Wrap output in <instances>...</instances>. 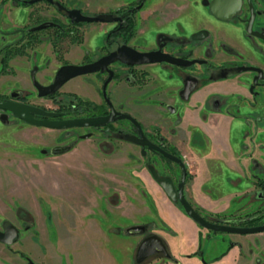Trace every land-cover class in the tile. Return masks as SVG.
Here are the masks:
<instances>
[{
    "label": "flooded vegetation",
    "instance_id": "1",
    "mask_svg": "<svg viewBox=\"0 0 264 264\" xmlns=\"http://www.w3.org/2000/svg\"><path fill=\"white\" fill-rule=\"evenodd\" d=\"M146 3L147 0H0V9H5L0 17V35H9L0 43V100L26 104L30 107L32 118L43 120L103 116L112 108L113 117L116 118L103 124L67 127L81 128L79 132H71L73 138L93 139V148L76 141V149L82 153L85 151L83 154L86 155L89 149L101 155L122 151L128 154L134 152L146 158L148 154H156L164 167L158 170L150 162L145 164L144 172L163 195L185 214L178 200L166 195L148 170V165H152L159 175L169 176L176 188L180 179L178 163L145 144L130 140V136H138L136 126L125 116L117 117L128 114L138 123L147 139L180 159L184 166L182 195L199 215L206 220L228 225L264 223V209L258 207L260 201L264 202L263 178L255 177L250 182L251 187L254 186L253 191L243 193L253 195L257 207L248 211H241L242 206L235 207L233 211L229 208L210 211L194 201L190 190L192 179L187 187L190 163L187 161L188 156L182 153L188 152L193 144L212 150L213 144L208 143L207 139L215 133V122L224 117L228 119V128L233 130L232 133L226 130L230 136L237 139L243 134L250 138L264 137V0H174L171 7L163 4L153 9L150 12L152 20L142 16ZM68 10H77L80 15L89 17L102 14L105 18L72 20ZM158 22L165 23L164 28H158ZM86 37L89 43L85 42ZM26 41L22 52L6 50ZM121 46L135 51L158 50L171 57V61L162 59L129 63L115 57L103 68L98 67L65 79L52 92L38 93L42 88L40 86H47L53 81L59 66L89 63L103 55L117 52ZM75 78L76 90L66 89ZM146 102L154 106L153 111L146 109ZM160 113H165V119L170 123L167 124V133L170 132V126L174 127L173 133H163L159 122L149 121L150 127H146L143 117ZM194 116L205 124L204 128L193 122ZM13 124L16 126L9 133L10 137L24 139L25 143L22 152H15L16 161L8 163V167H14L8 170L10 173L2 184L6 194L19 202L13 207L10 216H0V231L6 221L16 229L11 242L0 241L1 247H4L0 260L5 264H28L29 261L44 264L22 248L27 238L33 242L30 240L33 233L25 238L26 233L32 229L35 234V220L31 212L34 195L29 187L34 176L32 160L35 130L29 127L59 130L55 142L39 147V152L59 155L72 146L63 143L68 135L62 130L67 128L29 123L0 107V125ZM4 133L1 132L0 140ZM39 139L47 141L48 136L44 134ZM54 145H66L68 148L61 153L51 154L49 149ZM238 148L241 149L239 140ZM18 155L25 156L22 159L26 162H19ZM218 159L223 166H227L224 160ZM105 164L111 166L110 169L120 165L130 167L129 163L113 161ZM235 164L241 166L238 161ZM255 164L252 168L264 170L263 163ZM79 165L89 169L95 164L80 162ZM114 197H107L108 201H116V195ZM3 207L6 205L3 204ZM43 212L44 218L53 215L50 211ZM215 214L224 217V222L217 221ZM243 217L256 219L251 224H238V219ZM192 221L211 233L243 235L264 232L212 230ZM134 225H139V231L133 233H140L141 237L134 248L132 264H146L153 258L181 264L171 254L165 240L154 231L157 226L152 219ZM148 235L159 238L166 255L159 249L136 260L135 249ZM189 254L197 256L202 264H209L202 257L199 247ZM254 263L264 264V258L257 257Z\"/></svg>",
    "mask_w": 264,
    "mask_h": 264
},
{
    "label": "crops",
    "instance_id": "2",
    "mask_svg": "<svg viewBox=\"0 0 264 264\" xmlns=\"http://www.w3.org/2000/svg\"><path fill=\"white\" fill-rule=\"evenodd\" d=\"M173 1L147 0L143 11L145 13L142 16L152 20L153 17L150 12L153 9L163 6V4L171 7ZM170 17L171 15L168 18ZM156 24L154 25L158 28H164L165 25V23L159 24V22ZM193 122L204 128L203 123L196 116H194ZM227 125V117L215 122V133L209 137L210 139H207L208 143L213 144L214 150L208 152L206 147L195 144L188 149L191 160L197 162L195 174L190 182L193 199L200 206L210 211L227 210L229 207L227 202L231 201L230 198L248 190L250 188L248 185L251 186L247 180L243 179L242 171H238L241 170V167L235 164V155L241 152L238 148V139L226 132ZM219 148L223 149L222 152L218 151ZM205 155L224 160L230 171V174L226 175L232 180L235 177H240V179H234L232 182L230 180L231 183L227 182V188L224 190H209V188H203V182L197 184V179L201 176L198 174L201 171V158ZM44 165L47 166L49 175L55 176H47L39 181L33 177L29 183L33 195L35 196L36 192L37 197H41L43 203L40 206L39 201H37L38 206H31L35 225L45 223L43 219L41 220L42 214L44 218L42 206L44 210L53 214L55 211H60L62 207H68L72 216L80 222L82 235L85 234L82 247L76 248V250L81 251V253L77 252L80 255L76 253L75 256L63 252L64 255H61V260L53 264H132V254L141 234L125 231V228L147 219H152L155 222L157 228L154 231L165 240L171 254L181 264H202L197 256L189 254L198 247L201 249L202 257L209 264H255L254 260L257 257L264 258V232L243 235L208 232L198 227L164 195L156 197L155 211H153L139 190V186L127 184L125 178L116 179V182L111 186V192H116V201L112 203L108 201L109 192L106 193V190H109L108 186L102 181L96 180L95 185L91 188L87 190L85 188V195L79 200L82 203H78L82 206H78L77 201L68 199L66 191L67 189L72 192L73 190L74 192L80 191L84 182L76 179L73 181V179L66 177L67 163L53 161L45 162ZM72 165L76 166V170H84L82 165L77 163H72ZM51 170L54 173H51ZM56 171L58 176H56ZM218 199L225 200L226 203L221 204ZM111 227H118V229L112 230ZM38 230L35 226V232ZM44 231H47L46 226ZM53 234L54 243L59 244L60 233L55 231ZM39 236L40 239H35L33 243L37 247L40 246L44 251L46 245L51 241L47 237V232L39 230ZM39 255L43 258L44 254L39 252ZM73 256H75L74 261L71 258ZM34 259L42 261L44 264H50L49 259L43 258L44 260H42L38 257H34ZM146 264L173 263L165 259L153 258Z\"/></svg>",
    "mask_w": 264,
    "mask_h": 264
},
{
    "label": "rangeland",
    "instance_id": "3",
    "mask_svg": "<svg viewBox=\"0 0 264 264\" xmlns=\"http://www.w3.org/2000/svg\"><path fill=\"white\" fill-rule=\"evenodd\" d=\"M4 10L5 9H0L1 18L3 16ZM90 13L91 12H88V14ZM8 36L9 35H6V34L0 35V43L4 39H7ZM85 42L89 43L88 37L85 38ZM75 82H76V78L72 80V83H71L72 85L70 87L67 86L66 89L76 90L77 84ZM146 103L148 105L146 109L149 111L151 110L153 111L154 106H152L150 102H146ZM165 115H166L165 113L164 114L160 113L159 115H156V116L150 115L148 117H143V121L145 122V125L147 128L150 127L149 126L150 122H156V123L159 122L158 124L161 125V127L160 126L159 127L161 128L163 133L165 134L173 133L174 132L173 126H170V130H169L170 132L167 133L166 129L170 123L167 119H165L166 117ZM18 125L23 126L24 124L18 123ZM15 126L16 124L2 125L1 126L2 128L0 127V135H1V132L3 133L4 131L6 132L3 134L0 140L1 141L0 142V216L3 215L5 217L10 216L11 212L13 211V207L15 206L16 203L19 202L17 199L13 200L15 198L13 196L6 194V191L2 189L3 181L8 177L10 173L8 170L14 167V165L13 166L11 165V167H8L10 166L8 165V163H12L16 161L17 153L15 152H22L24 150L23 149V145H24L23 143H25L23 142L24 139H20V138L13 139L9 135V133L15 129ZM202 126L205 127V124H203ZM228 126L229 124L226 127L227 132L232 133L233 130L231 128H228ZM29 128L35 130V134H34L35 143L33 145L34 146V150H33L34 158L32 161L34 163V173H33L34 176L33 177L35 178L36 181H39L47 176H52V177L55 176L52 174L49 175V170L47 169V166L42 164V162L45 163V162L56 161V162L67 163L66 177L68 179H73V181L76 179V180H79V181L81 180L84 182V185L82 186L80 191L77 190L76 192H74L73 190L74 192L73 193L71 190L67 189L66 193H67L69 200H72V201L75 200L77 201V204L82 203L79 200L81 197H84L83 195H85L84 194L85 188L86 190L88 188H91V186L95 185L94 182L96 180L102 181V183L108 186L109 190L108 191L106 190V193L109 192L108 197L109 199H111L114 197V195H116L115 194L116 192L114 193L111 192V189H112L111 186L113 185V183L116 182V179L125 178L127 180L126 182L127 184L139 186V189L142 195H144L145 198L147 199L148 205L153 209V211H155V208H154L155 199L157 196H160V195L163 196V193L155 185V183L149 180L148 176L146 177L147 173L145 174L144 169H145V164L150 163V162L153 163L155 168H157L158 170H161L162 167H164L163 162L160 160V158L156 154H148L146 158L141 157L139 154L134 153V152L128 154V153H122V151L115 152V153L108 154V155H101L100 153L96 152V150H92L93 152H91V150L89 149L88 150L89 153L86 155V154H83L85 153V151H83L82 153L81 151H78L76 149L78 146L76 144V141L77 142L79 141L80 143H84L85 145L89 146V148H93L92 147L93 139L91 137L88 139H83V140L81 139L79 140L78 137L73 138V135H70L71 132H76V131L79 132L81 131V128H73V129L67 128L66 130H62V133H65L66 131L68 135V137H66V139L63 140V143H66V142L69 143V145H71L72 148L59 155H49L47 153L39 152L38 148L42 146L44 147V145H51L52 143H54L55 142L54 138L56 137L55 135L59 132V130L58 131L48 130L42 127H35V128L29 127ZM43 133L46 136H48L47 141H41L42 139H39V136L44 135ZM15 137L16 135L14 136V138ZM58 139L59 138H56V140ZM238 140L240 143L241 153L236 155L237 159H235V161H238V163H241V166H240L241 170H238V171L239 172L242 171L243 179L247 180L249 183L252 182L257 176H260L261 178L264 179V170L262 171L258 168H252L253 163H256L255 165H262V163L264 164V137L260 136L257 138H254V137L250 138V137H247L245 134H243V136L239 138ZM130 145L132 146V143H130ZM120 146L122 145L120 144ZM210 150L211 149H208V152H210ZM182 153L188 156L187 161H189L190 163L188 166V173H189V177L187 181V187H188L189 181L192 179V177L195 174L197 162L194 160H191L190 154L188 152L182 151ZM17 157H18L19 162H26L25 159H22L25 156L18 155ZM110 161L120 162L124 164L129 163L130 167L126 168V166L120 165V166H116L114 169H110L109 167L111 166H108L105 164ZM80 162H93L95 165L92 167L89 166V169L87 168L86 170L85 168L84 170H76L75 169L76 166L75 165L73 166L72 163L79 164ZM44 166L46 169L44 168ZM170 167H171V164H170ZM51 173H54L53 170H51ZM144 174H145V177L143 179ZM198 174L199 175L201 174V176L198 177L197 184L199 183L201 184V182H203L204 183L203 188L205 189L209 188V190H214V189L224 190L227 188L226 186L227 182H230V180L232 182L234 179L235 180L240 179V177H235L233 178V180L230 179V177L226 175V174H230L229 169L226 166H223V164L220 163V160L218 158H215V157L212 158L211 156H208V155H205L201 158V171ZM56 176H58L57 171H56ZM248 187H250L248 188L249 190H245L244 192L239 194L240 196L237 195L235 197L230 198L231 201L227 202L229 203L228 208L230 210L233 211L235 207L237 208L238 206L240 207L242 206L241 211H248V210H251L257 207V205L255 204L253 195L243 194V193H248V192L250 193L251 190L253 191L254 186L251 187L248 185ZM32 200H33V203H31V206H34V207L38 206L37 201H39L40 206L41 204H43L41 202L42 198L37 197L36 192ZM218 200H220L219 202H221V204L225 202V200H222V199H218ZM3 204H5L6 207H3ZM258 207H261L264 209V202L260 201L258 203ZM68 209H69L68 207L67 208L62 207L60 211L58 212L55 211L51 218H48L49 216L46 218H43V214H42L41 220L43 219L45 223L43 224L42 222V224L35 225L40 231L47 232V237L50 238L51 243L47 244L48 246L46 245L44 251L43 249H41L40 246L37 247L35 246L33 242H29V240H27L29 239L27 237L30 236V233H33V237H31L30 240L34 241L35 239L37 240L40 239L39 230L38 232H35L34 234L32 229L28 233H26L25 238L27 239L23 242L22 248L25 251H27L29 254H31L32 257L33 256L35 258L38 257L42 260L49 259L50 264H53L55 262L57 263L59 260H61L62 258L61 255L63 254V252L64 254L69 253L75 256L77 252L81 253V251L76 250V248L82 247V241L84 239L83 237L85 234L82 235L80 222H78L77 219L75 220V218L70 213V210ZM42 211H44L43 206H42ZM45 226H46L47 231H44ZM163 227H166V226H163ZM55 231L60 233L59 244L54 243L53 233ZM41 238L43 237L41 236ZM3 250H4V247H1L0 245V254L3 253ZM39 252H42V254H44L43 255L44 259L39 255ZM75 256L71 257L73 261L75 259ZM2 262L0 260V264H5Z\"/></svg>",
    "mask_w": 264,
    "mask_h": 264
},
{
    "label": "water",
    "instance_id": "4",
    "mask_svg": "<svg viewBox=\"0 0 264 264\" xmlns=\"http://www.w3.org/2000/svg\"><path fill=\"white\" fill-rule=\"evenodd\" d=\"M68 16L72 20H91V19H103L105 15L98 14L94 17L80 15L77 10H68ZM108 16V15H106ZM120 58L125 60L129 63H142V62H153L157 60H168L171 61V57H167L166 54L160 53L158 50H149V51H135L131 48H127L126 46H121L117 49V52H111L109 54L103 55L98 59L84 63L80 65L76 64H64L58 67L55 72L53 81L47 86H40L41 90L38 92L45 93V92H52L54 91L60 83H62L65 79L74 76L76 74L85 73L89 71H93L94 69L105 66L107 62L112 60V58ZM0 107L9 110L13 115L19 117L20 119L34 123L36 125H44L52 128H67V127H74V126H82V125H98L103 124L106 121L112 120L116 117H113V109L111 108L110 111L103 116H91V117H71L61 120H43V119H34L30 116L29 110L30 107L23 103L12 102L10 100H0ZM36 110V109H35ZM127 117L129 118L133 124L136 126L138 130V136H130V140L140 144V145H147L148 148H153L156 151L160 152L162 156L173 160L178 163L180 167V179L176 185V188L173 186L172 181L169 176L167 175H159L157 171L152 167V165H148V170L151 176L155 179V181L160 185L162 190L168 195L171 199H177L178 202L181 204L185 214L189 216L192 220L197 222L198 224L210 228L212 230H220V231H227V232H235V233H245V232H254L264 230V223L258 225H248V226H238V225H228L222 223H216L209 220H206L201 215H199L193 207L188 203V201L182 195V183L184 177V166L180 159L173 154L167 152L166 150L162 149L161 147L154 144L152 141L147 139L142 132L140 131L138 123L128 114H120L117 117ZM128 138V139H129ZM68 146L66 145H54L50 147L51 154H58L65 150H67ZM7 225V226H6ZM16 229L6 221L3 224V230L0 231V241L9 243L13 240V237L16 234ZM128 232H138L139 225L130 226L127 229ZM162 250L166 255V252L163 249V246L156 235H148L144 237L137 245L135 249V259L139 260L154 252L156 250ZM28 264H36L32 261H29Z\"/></svg>",
    "mask_w": 264,
    "mask_h": 264
},
{
    "label": "trees",
    "instance_id": "5",
    "mask_svg": "<svg viewBox=\"0 0 264 264\" xmlns=\"http://www.w3.org/2000/svg\"><path fill=\"white\" fill-rule=\"evenodd\" d=\"M26 43H27V41L26 42H24V43H22V44H20V45H17V46H14V47H8V48H6V50H11V49H13V52H17V53H19V52H22V50H23V48H24V46H26ZM245 216H247V214H244ZM243 215V216H244ZM214 217H215V219L217 220V221H222V222H224V217L222 218V216L221 215H219V214H215L214 215ZM254 219H256V218H244L243 217V219H238V221H237V223L238 224H251V223H254Z\"/></svg>",
    "mask_w": 264,
    "mask_h": 264
}]
</instances>
